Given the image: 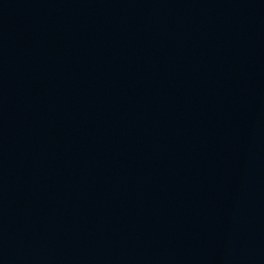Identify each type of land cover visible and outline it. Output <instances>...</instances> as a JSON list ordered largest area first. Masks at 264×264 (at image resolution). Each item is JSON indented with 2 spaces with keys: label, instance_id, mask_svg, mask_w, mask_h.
I'll list each match as a JSON object with an SVG mask.
<instances>
[{
  "label": "water",
  "instance_id": "water-1",
  "mask_svg": "<svg viewBox=\"0 0 264 264\" xmlns=\"http://www.w3.org/2000/svg\"><path fill=\"white\" fill-rule=\"evenodd\" d=\"M0 264H264V0H0Z\"/></svg>",
  "mask_w": 264,
  "mask_h": 264
}]
</instances>
